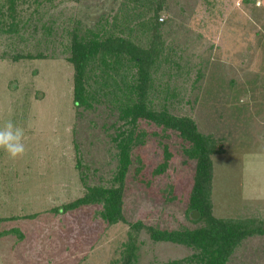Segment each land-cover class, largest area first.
<instances>
[{"label": "rangeland", "instance_id": "1", "mask_svg": "<svg viewBox=\"0 0 264 264\" xmlns=\"http://www.w3.org/2000/svg\"><path fill=\"white\" fill-rule=\"evenodd\" d=\"M122 1H20L17 32L0 31V125L12 120L22 127L26 148L15 159L0 150V264H120L130 222L166 229L198 224L199 215H187L195 167L183 152L187 144L143 119L135 129L145 132L143 142L131 151L123 187L125 220L108 223L97 203L58 211L86 185L112 183V137L121 121L105 103L87 110L73 105L68 31L110 22ZM158 16L157 33L179 64L162 63L152 74L157 95L166 86L174 91L170 111L190 116L225 147L211 156L213 215L264 217V0H164ZM163 144L173 157L156 174ZM137 245L138 264L194 252L153 241L144 229ZM226 264H264V234L244 237Z\"/></svg>", "mask_w": 264, "mask_h": 264}, {"label": "trees", "instance_id": "2", "mask_svg": "<svg viewBox=\"0 0 264 264\" xmlns=\"http://www.w3.org/2000/svg\"><path fill=\"white\" fill-rule=\"evenodd\" d=\"M25 0H2L0 2V31L16 33L18 30L17 5ZM123 0L119 10L109 22L105 19L95 29L81 31L75 26L68 31L67 60L73 67L72 101L76 109H93L96 104L105 103L112 112L116 111L121 124L112 137L117 147V166L112 183L86 185V191L79 197L58 207V211L97 203L101 205L100 215L108 223L125 220L122 212L123 187L127 173L133 163L131 151L143 142L145 132H135L138 121L143 119L161 127L167 134L177 132L187 144L183 152L195 160L192 185L188 197V213L198 210V222L193 228L166 229L145 224L142 220L129 223L127 240L122 244L120 264H138L139 247L137 234L144 229L153 241H168L185 244L194 252L185 258L150 264H226L230 254L239 242L249 234H264V217L219 218L212 213L211 156L222 153L223 147L214 134L199 130L197 123L188 115L170 111L174 91L161 88L159 98L153 73L162 63L178 67L158 34L159 12L164 0ZM45 29L50 30L46 25ZM145 40H140L141 36ZM38 52L37 57H42ZM164 72H162L161 77ZM198 78L202 71L197 70ZM170 80L172 77H167ZM158 83H162L159 81ZM167 84V82H165ZM170 85V83H169ZM160 86V85H159ZM154 91V92H153ZM163 159L154 173L165 171L173 154L163 144ZM139 161V159H138ZM80 166V162H76ZM141 165L135 170L141 171ZM172 190V186L169 187ZM192 220V219H191Z\"/></svg>", "mask_w": 264, "mask_h": 264}, {"label": "clouds", "instance_id": "3", "mask_svg": "<svg viewBox=\"0 0 264 264\" xmlns=\"http://www.w3.org/2000/svg\"><path fill=\"white\" fill-rule=\"evenodd\" d=\"M24 129L12 120L0 125V150L5 151L13 159L22 157L26 148L24 144Z\"/></svg>", "mask_w": 264, "mask_h": 264}, {"label": "water", "instance_id": "4", "mask_svg": "<svg viewBox=\"0 0 264 264\" xmlns=\"http://www.w3.org/2000/svg\"><path fill=\"white\" fill-rule=\"evenodd\" d=\"M198 215H199V212H198V210H192L191 212H190V216H191V218H197L198 217Z\"/></svg>", "mask_w": 264, "mask_h": 264}]
</instances>
